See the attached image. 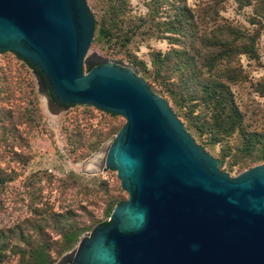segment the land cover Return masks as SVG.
Here are the masks:
<instances>
[{"label": "water", "instance_id": "water-1", "mask_svg": "<svg viewBox=\"0 0 264 264\" xmlns=\"http://www.w3.org/2000/svg\"><path fill=\"white\" fill-rule=\"evenodd\" d=\"M94 32L87 0H0V51L28 63L54 114L81 104L126 119L82 171L115 170L128 198L57 264H264V163L220 171L133 65L84 72Z\"/></svg>", "mask_w": 264, "mask_h": 264}, {"label": "rangeland", "instance_id": "rangeland-1", "mask_svg": "<svg viewBox=\"0 0 264 264\" xmlns=\"http://www.w3.org/2000/svg\"><path fill=\"white\" fill-rule=\"evenodd\" d=\"M87 1L95 17L100 16L99 1ZM146 1L127 0L131 13L145 14ZM198 1L187 0L193 8ZM250 12L249 6L238 10L233 0H227L220 15L247 24L246 19ZM169 47L170 44L165 38L147 35L144 37L140 34L124 45L107 38L92 40L83 66L84 72L106 61L133 65L137 74L155 94L168 101L186 126V120L174 103L172 95L156 84L151 75L153 51L164 52ZM258 52L260 59L257 61L240 56L247 80L233 86L238 103L249 109H264V97L258 96L253 89L254 83L264 78V31L258 42ZM94 54L99 58H95ZM125 54L134 58L139 66L122 56ZM125 122L123 116L108 113L92 105L72 104L54 114L44 101L38 76L25 60L10 51H0V168L9 179L0 195L4 202V211L0 212V226H9L30 214L27 205L34 197L27 195L30 191L36 196L38 206L47 201L52 205L53 211H70L67 217L72 223L90 225L80 239L91 233L97 224L109 221L114 207L125 201L128 193L121 187L115 170L106 168L96 174H88L82 171V167L97 168L102 147L114 140ZM191 134L201 144L200 138L194 133ZM204 148L218 158L221 145ZM92 160L94 162L89 163ZM260 163L264 162L239 165L232 158L226 157L222 165L219 161V170L234 178ZM71 172L81 175L72 188L63 190L56 187L54 180L64 179ZM93 175L97 177L95 183L89 178ZM90 188L97 190V197H90L87 193ZM39 199L41 202L38 203ZM46 233L48 235L43 237L46 240L47 236L50 237L53 243L49 249L51 264H57L63 255L71 252L78 244L77 242L66 247L60 234L47 229ZM0 264H18L17 256L7 261L0 260Z\"/></svg>", "mask_w": 264, "mask_h": 264}, {"label": "trees", "instance_id": "trees-1", "mask_svg": "<svg viewBox=\"0 0 264 264\" xmlns=\"http://www.w3.org/2000/svg\"><path fill=\"white\" fill-rule=\"evenodd\" d=\"M98 1L100 16L95 17L92 40L107 38L124 45L139 34L168 40L169 49L152 53V79L172 95L186 120V129L200 138L203 147L221 145L220 165L226 157L239 165L264 162V109L240 105L233 91L234 85L247 80L240 56L260 59L264 0H233L238 10L251 8L247 24L221 17L227 0H199L194 8L187 0H147L143 15H133L127 0ZM122 56L138 65L130 55ZM253 89L264 97V78L254 83ZM3 173L0 168V195L9 180ZM80 176L71 172L54 184L63 190L72 188ZM89 178L93 183L97 179L94 175ZM95 190L88 189L90 197L98 196ZM27 195L34 196L27 205L30 214L0 226V260L17 256L18 264H51L53 243L50 237H43L48 235L46 229L60 234L68 247L77 243L90 225L72 223L67 217L70 211H53L47 201L38 206L33 191Z\"/></svg>", "mask_w": 264, "mask_h": 264}, {"label": "bare ground", "instance_id": "bare-ground-1", "mask_svg": "<svg viewBox=\"0 0 264 264\" xmlns=\"http://www.w3.org/2000/svg\"><path fill=\"white\" fill-rule=\"evenodd\" d=\"M95 58H99V56L97 54H94ZM86 167V164L84 165Z\"/></svg>", "mask_w": 264, "mask_h": 264}]
</instances>
